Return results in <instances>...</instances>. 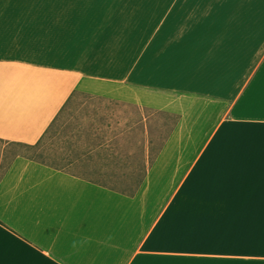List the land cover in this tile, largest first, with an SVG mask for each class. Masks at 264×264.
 I'll list each match as a JSON object with an SVG mask.
<instances>
[{"label": "crops", "instance_id": "1", "mask_svg": "<svg viewBox=\"0 0 264 264\" xmlns=\"http://www.w3.org/2000/svg\"><path fill=\"white\" fill-rule=\"evenodd\" d=\"M75 92L131 138L125 106L178 122L131 194L86 174L125 150L17 156L0 264H264V0H0V139L37 144Z\"/></svg>", "mask_w": 264, "mask_h": 264}, {"label": "rangeland", "instance_id": "2", "mask_svg": "<svg viewBox=\"0 0 264 264\" xmlns=\"http://www.w3.org/2000/svg\"><path fill=\"white\" fill-rule=\"evenodd\" d=\"M90 103H93L94 106L89 105ZM109 107L115 108L116 105L86 95H78L49 127L43 142L36 149L0 142V177L16 154L36 158L55 167L63 168L66 166V161L74 157L79 148L83 147V139L90 135V130L105 125V121H108V119L94 116L93 109L99 108L100 112L104 113ZM124 110L129 114L136 115V120L145 118L142 124H137L135 137L131 138L129 135L124 138L125 143H128V148L125 144L126 149L122 155L130 157V159L118 158L109 161L108 171L98 170L100 163L97 161L94 166L98 171L89 170L86 174L109 188L131 194L137 186L138 179L137 177L122 176L121 168L124 164H131L132 160L134 162L141 161L143 164L149 159H155L169 136L176 118L170 114L150 109L141 110L136 107L125 106ZM91 114L92 116H90ZM90 117L92 118L90 119ZM108 125L112 127L113 122L110 120ZM83 130L85 136H83ZM147 130H149V134L146 132ZM90 144L86 142V145ZM130 147L133 149L130 150Z\"/></svg>", "mask_w": 264, "mask_h": 264}, {"label": "trees", "instance_id": "3", "mask_svg": "<svg viewBox=\"0 0 264 264\" xmlns=\"http://www.w3.org/2000/svg\"><path fill=\"white\" fill-rule=\"evenodd\" d=\"M78 95H86V96H89L90 98H94L93 96H91L89 94H85V93H81V92H75L71 96V98L69 99V101L67 102V104L65 105V107L63 108V110ZM89 105H91V103ZM93 110H94V116L101 117L102 119H108V121H105V125L100 126L102 129L97 126L93 130H90V135L84 137V139H83V142H84V144H82L83 147L79 148V151L77 152V154H75L74 157H71V158H69L66 161V166H63V168H59V167L56 166L58 169H61V170H64V171H67L68 172V170L72 169L73 167H82L83 168L84 163H86L88 161V159L92 157V155L90 154L89 148L94 147V146H97V148L103 147L104 149H106L105 155H102V154H97V155L98 156H104L108 160L111 159L112 157H115V156H118L119 155V154L116 153V151L121 152L124 149H126V147L124 146L125 145L124 138L125 137H128L131 134L130 133L129 134L126 133V131H125V130H127L126 127H123V126L120 127L121 125L119 127H116V126H118V123L115 124L114 126L112 125V127H110L108 125V122L112 119V115L114 114V111L112 110V108L111 107L107 108V111L104 112V113H101L99 110L98 111L95 110V109H93ZM90 116H92V114ZM175 118H176V121L174 123V126L178 122L177 116H175ZM144 119L145 118L142 117V118L137 119V120H124L123 124L125 126H127V127H132V126H136L137 127V124H142V122L144 121ZM136 127H134V131H135V128ZM103 128H105L106 130L103 129ZM172 130H173V128H172ZM172 130H171V132H172ZM47 132L48 131H46V133ZM146 132L149 134V130H147ZM46 133L44 134V136L46 135ZM44 136L35 145H27V144H21V143H7L6 141H3L1 139H0V142L3 141L5 143H7V144H12V145H15V146H23L25 148L36 149L41 144V142H43ZM83 136H85V131L84 130H83ZM134 137H135V135H134ZM168 137L166 138V140L168 139ZM86 142L87 143H91V144L90 145H86ZM20 155L21 154H16L15 158L17 156H20ZM21 156H25V155H21ZM27 158L32 159L34 161L41 162L43 164H49V163L44 162V161H39L36 158H31V157H27ZM124 158L125 159H129V157H124ZM14 159L9 164V166L6 168L5 172L0 177V180L2 179V177L4 176V174L7 172V170L9 169V167L11 166V164L13 163ZM147 159H148V157H147ZM154 161H155V159H153V160L149 159L147 162H144L143 164H141V161L134 162V164H132V165L129 166V170L128 171H125L124 176L125 177H137L138 178V186H139L141 184V182L143 181V179L145 178L146 173H147L150 165H152V163Z\"/></svg>", "mask_w": 264, "mask_h": 264}, {"label": "clouds", "instance_id": "4", "mask_svg": "<svg viewBox=\"0 0 264 264\" xmlns=\"http://www.w3.org/2000/svg\"><path fill=\"white\" fill-rule=\"evenodd\" d=\"M76 243H77L76 241H73L72 242V246L75 247L76 246Z\"/></svg>", "mask_w": 264, "mask_h": 264}]
</instances>
